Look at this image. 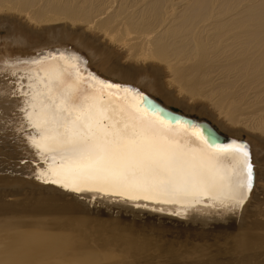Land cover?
Here are the masks:
<instances>
[{
  "label": "bare ground",
  "instance_id": "obj_1",
  "mask_svg": "<svg viewBox=\"0 0 264 264\" xmlns=\"http://www.w3.org/2000/svg\"><path fill=\"white\" fill-rule=\"evenodd\" d=\"M23 27L31 29L37 34L47 35L51 42L21 48L31 43L29 35L23 32ZM0 28L3 30V35H0V46H2L0 49V165L15 166L17 165L16 160L21 163L19 169L16 170V173H19L18 176L10 174L15 172L11 169H4L6 166L0 167V196L17 198L23 194L34 195L35 201L40 199L36 204L34 202L35 206L50 205V207L57 208L56 212L63 204H66V208H72L71 203L75 204L73 202L46 196L38 193L37 190L32 192L21 188L24 184H33L34 186L36 183L39 185L38 180H40L46 184V188L71 194L76 198L83 195L87 199L89 198L86 201L88 204L96 203L97 197H100L109 203L114 201L122 207L134 209L138 208L135 205L142 204L153 207L160 206L166 210L182 212L187 218H201L200 220H202L215 217L223 219L225 216L233 214L239 222L244 221L246 202L242 208L236 211H220L213 207L202 206L204 202L212 203L211 198L203 193L198 194L199 203H196L192 196L182 197L175 202L162 203L159 202L160 198L121 201L116 197L104 196L102 193L94 191L82 194V191L70 190L76 185L70 177L59 170L58 165L62 162L58 157L55 160L52 159L56 155L55 152L50 151L55 147L54 142L44 138L49 133L47 132L48 125L44 123L43 106L51 103L53 99H56L58 103L63 91L67 90L76 95L86 94L94 97L97 109L108 108L109 115L113 120L125 122L129 116H137L159 123L158 117L148 116L142 108H137L140 101L138 95L124 91V87L135 88L156 100L153 95L157 94L155 89V80L157 79L161 88L172 97L178 93L177 95L187 99L188 102L183 103L179 102V98L176 100L185 107H197L207 112L211 110V114L212 111L217 113L218 117H221L220 119L223 118L234 127L235 125L243 126L249 131L260 132L257 134L264 137V0H0ZM79 32L86 34L85 37H76ZM90 38L97 39L106 45L110 53L115 55L117 62L115 63L109 56L105 58L98 53L89 42ZM74 39H77L76 46L67 42ZM60 43H65V45ZM72 53L79 54L86 60V68L85 65H79V71L82 74H78L75 61L66 59V55ZM128 66L136 69V73L128 70ZM147 70L151 71V75H146ZM90 74H94L99 79H94ZM103 80L124 87H109L110 83H101ZM163 82L167 83L169 90L164 88L166 83L163 84ZM25 93L27 96L24 95ZM25 100H28L29 103L26 104ZM121 109L124 112H121ZM28 113L31 115H27ZM104 123H108V121H104ZM222 126L226 128L224 124ZM164 127L168 129V135L172 139L180 142H183L185 137L191 136L194 132V129H188L184 124L164 125ZM228 129L231 130V128ZM233 130L235 129L233 128ZM191 138L199 155H211L222 160L231 155V153H217L198 137L191 136ZM230 140L237 141L231 137ZM260 141L264 144L263 140ZM33 143L40 145V153L34 150ZM261 149L263 150V148ZM250 150L255 178L247 200L252 197L254 188L258 189V182H262L264 179V155L256 147L250 148ZM46 156L48 159L43 167L47 171H43L40 161H44ZM29 162L31 165L22 166ZM233 168L234 165L225 160L222 172L230 173ZM23 174L30 175V179L27 177H24L27 179H23ZM9 187H17L18 190L11 189V192H8L5 188ZM80 187L83 188L84 185H80ZM30 198L27 202L30 201ZM27 202L24 200L23 203ZM67 202L70 203V206ZM23 206L26 208L27 205ZM28 206L30 207L29 204ZM1 207L5 208V206ZM4 208L2 210H5ZM19 208H21L19 210L23 209L22 206ZM12 209L14 208L12 207ZM29 209L27 207L26 211ZM37 210L34 212L36 213ZM50 210L46 209V213L48 214ZM53 211L55 212V209ZM43 213L45 215V211ZM39 215H42L41 212ZM48 215L54 222L60 219L62 221V217L59 219L56 215V218L59 219L57 220L53 218L55 215ZM48 215L46 216L48 217ZM16 217L15 220L20 217L25 219L19 215ZM12 218L7 217V222L9 221L11 224ZM39 218L43 217L39 216ZM64 218L66 219V217ZM47 220L48 218L45 221L43 218L45 224ZM1 222L0 219V224ZM7 222L5 223L7 224ZM44 222L42 225L45 226ZM54 222L52 225H55ZM2 224L5 225L4 221ZM40 224L41 222H39V226ZM61 227L63 226L61 225ZM110 227L112 228V226ZM124 227L126 228V226ZM8 228L10 227L8 226ZM44 228L28 231V239L25 245L22 244V252L32 248L35 250L34 245L39 242L43 243L41 240L46 236ZM122 228L121 230H124ZM13 230L16 229L13 228ZM118 231L120 232V230ZM6 232L8 235V231ZM120 233L125 234L122 231ZM258 235L260 236V233ZM113 236V239L110 240H114ZM143 238L144 236L141 237V239ZM11 240L13 239L11 238ZM146 240L142 243H145ZM239 242H241L240 239ZM62 245L58 240L54 246L61 249ZM0 250L2 251V249ZM88 261L89 259L78 260L80 264H89Z\"/></svg>",
  "mask_w": 264,
  "mask_h": 264
},
{
  "label": "rangeland",
  "instance_id": "obj_2",
  "mask_svg": "<svg viewBox=\"0 0 264 264\" xmlns=\"http://www.w3.org/2000/svg\"><path fill=\"white\" fill-rule=\"evenodd\" d=\"M2 31L3 30L0 28V35H3ZM23 32L26 35H29V39L31 40V43L27 46H22L21 48H29L32 46H36V45L39 46L41 44L51 42L48 39L47 35L43 36L42 34H37L31 29L24 28ZM84 35L86 34L79 32L76 34V37H85ZM67 42L71 45L76 46L75 44L77 42V39H74L71 42L70 41H67ZM89 42L91 43L93 47H95L98 53H100L103 57L106 58L109 56L115 63L117 62V60L115 59V55H112L110 53V50L106 48V45L102 44L99 40L94 39V38H90ZM60 44L65 45V43H60ZM1 48L2 46H0V49ZM128 67H129L128 70L136 73V69H134L131 66H128ZM146 73H147L146 75H151V71L149 70H147ZM103 75H107V74H103ZM155 82H156L155 89H156L157 94L156 95L154 94L153 96L163 106L169 109H172L174 111L180 112L184 115L194 117L197 120L206 121L210 123L212 126H214L220 133L227 135L237 141H245L244 143L248 144V146L251 149L256 147L260 149L261 150L260 152H262V154L264 155V152H263L264 144L260 141V140H263L264 142V137H260L262 135L257 134L260 132L249 131L246 127H243V126L240 127V126L235 125L234 127L233 124L226 122V120L224 121L223 118L220 119L221 117H218L219 115H217V113L215 114V112L212 111V114H213L212 115L210 113L211 110H209L210 112H207L206 110L199 109L197 107H193V108L185 107L183 104H180L179 102H182V103L188 102L187 99L182 98L180 95H177L178 93L176 94L174 93L175 95L173 96L174 97L173 98L167 91H164L161 88L160 83L158 82L157 79L155 80ZM165 83L166 82H163V84ZM164 88L168 89L167 83L164 86ZM178 98H179V102H176ZM223 124L225 125L226 128H223L222 126ZM227 127L231 128V130L228 129ZM233 128L236 131L233 130ZM261 148H263V150ZM15 163H17V165L15 166L0 165V167L6 166L4 169H8V170L11 169L15 173H10V174H12L13 176H18L19 173H16V170L19 169V165H21V163L19 160H16ZM29 164L30 162L24 163L22 166L24 165L27 166ZM6 173H9V171H6ZM24 177H27L28 179H30V175L26 176L25 174H23L22 178L27 179ZM34 181H37V180H34ZM260 182H258V185H259L258 189L254 188L252 197H250L246 201L247 208H246V213H245L246 219L244 218L245 222L244 221L239 222L237 219H235V216L233 214L227 215L223 219L212 217V218H206V219L204 218L200 220L201 218H195V219L187 218V216L184 215L182 212L166 210L164 207H160V206L153 207L150 205L142 204V205H135L136 207H138L135 209L132 207H124V206L122 207L120 206L119 203H116L114 201L109 203L105 201L106 199H102L100 197H97L96 203L88 204L86 203V201H88L89 198L87 199L83 195H80L78 196V198H76L74 195L61 193V192L52 190L51 188H46L47 187L46 184L42 183V181L40 180H38L39 185L36 183H34L35 184L34 186L33 184H24L21 188L28 189L29 191H32V192L33 190H37L38 193L44 194L46 196H52L62 201H69L75 204L71 203V207L73 208V209L71 208L72 211L70 207L66 208L65 206L66 204H63L64 206L61 205L62 207L60 206V209L61 208H64V209L60 210L58 208L60 211L57 210L56 212L57 208L53 206L50 207V205H48L50 209L53 208L51 210L49 209L48 206L46 207H39L38 205L35 206L34 202L35 204L38 202V199H39L38 196H36L38 198V199L36 198L37 201H35L34 195L31 196V195L23 194L20 197L19 196L17 197L18 201H17V198L0 196V203L2 204V205L0 204V208H1L0 209V219L2 221L0 224V231H2L0 232V238H1L0 249H2V251L0 250V253H1L0 254V259H1L0 264H2V261L4 262L3 264H25V263L26 264L27 263L28 264H70V263L80 264L78 260L81 261V260H88V259H89L88 261L89 264H97V263L98 264H103V263L105 264H181V263L182 264H264V237H263L264 236L263 235L264 234V183H263L264 179H262L261 183ZM48 185H50V183H48ZM11 189L14 191L18 190L17 187L5 188V190L8 192H11ZM81 193L86 194L87 191H82ZM28 196H30L31 198ZM29 198H30V201L27 202ZM19 200L20 201L22 200L21 203ZM24 200L30 205L29 207L28 204L25 203L27 205L26 208L27 207L28 209L30 208L29 211L28 210L26 211V208H24L25 206H23L25 205L23 203ZM206 203L207 202H204L202 203L203 205L202 204L200 205L208 206L209 203L207 204ZM32 204L34 206V209H33V206H31ZM6 205L8 207L10 206L11 207L8 208ZM16 205L18 206V208ZM68 205L70 206V203H68ZM1 206H5V208L3 207L5 210H2L3 208ZM21 206L23 209L19 210L21 209L19 208ZM12 207L14 209H12ZM36 207L38 208V210H40L39 212H41L42 215H39V212ZM45 208L54 213L53 214L50 211L48 212V214H52V216L55 215V217L53 218H56V215L58 216L59 219L60 217H62V221L61 219L59 220L58 218H56L59 221L54 222L53 219H51L52 217L46 213L47 211ZM54 209H55V212L53 211ZM36 210L38 213L34 212ZM44 211H45V215L43 213ZM58 211L60 212V214ZM64 213H67V214L64 215ZM18 215L25 217V219L20 217L19 219L15 220V218H17L16 216ZM46 215H48V217ZM39 216L43 217L44 221L48 218V220L46 221V224L43 221V218H39ZM7 217L9 219L10 218L13 219V220L12 219L10 220L12 225L9 223V221L7 222L6 220ZM34 217L39 218V219H36V218L34 219ZM64 217H66V219ZM231 217L234 219H232ZM32 218L36 221H34ZM27 219L29 223L27 222ZM67 219H69L71 222ZM78 219H80V221H78ZM21 220L22 221L25 220V222L22 223ZM38 220H41V221H38ZM49 220L53 221L55 225H52L53 222L50 223ZM66 220L68 224L66 223ZM83 220H85L84 223H82ZM3 221L5 225L2 224ZM42 221L44 222L45 226L42 225L43 224ZM77 221H78V224H76ZM5 222H7V224ZM39 222H41L40 224L41 227L39 226ZM57 222H59L60 224ZM119 224L121 225L119 226ZM61 225L63 227H61ZM8 226L10 228L12 226V228L10 229L8 228ZM20 226L23 228H21ZM56 226H58L60 229ZM110 226H112V228ZM124 226H126V228ZM28 227H30L31 229L30 228L28 229ZM134 227L136 229L135 231L133 230ZM6 228L9 229L10 231L7 230ZM13 228L16 229L17 231L13 230ZM40 228H44L45 232L47 233V234L45 233L46 236H44L43 240H41L43 241V243L41 244L39 242L36 245H34L35 250L34 248H32L28 251L22 252L23 245H25V242H27V239H28L27 237L28 231H31V230L34 231L35 229H40ZM121 228L124 230H121ZM4 229L8 231V235ZM118 230H120V232L121 231L124 232L125 234L120 233ZM129 231H132L133 234L132 232H129ZM15 233L16 234L18 233V234L16 235ZM118 233L120 234L118 235ZM259 233H260V236L258 235ZM133 235L134 236L136 235L135 238ZM47 236L50 238H48ZM112 236L114 237V240H110V239H113ZM143 236L144 238L141 239V237ZM11 238L13 240H11ZM122 238L125 239V241H127L128 243L127 242L124 243L125 241H123ZM57 239L59 240L61 244H63L62 245L63 247H61V249H57L56 246H54L55 243L58 242ZM239 239L241 242H239ZM144 240H146L145 243H142V241L144 242ZM114 242L116 243V245ZM6 245L8 246L6 247ZM14 245H16L17 248ZM131 251H132V255H131ZM136 251L138 252L136 253ZM10 252L13 256L10 254ZM61 261H64L65 263H62Z\"/></svg>",
  "mask_w": 264,
  "mask_h": 264
},
{
  "label": "snow or ice",
  "instance_id": "obj_3",
  "mask_svg": "<svg viewBox=\"0 0 264 264\" xmlns=\"http://www.w3.org/2000/svg\"><path fill=\"white\" fill-rule=\"evenodd\" d=\"M66 59L75 61L78 74H82L79 65L86 68L82 56L72 53L67 54ZM124 91L138 95L137 108H142L148 116L158 117L159 123L137 116H129L125 122L113 120L108 108L97 109L94 97L67 90L58 103L53 99L43 106L49 133L44 138L54 142L55 147L50 151L56 155L52 159L58 157L62 162L59 170L76 185L70 190L94 191L121 201L160 198L162 203L188 196L199 203L198 194L203 193L212 200L208 206L217 210L233 212L243 207L255 178L247 144L218 142L213 130L188 123L187 128L194 129L191 136L200 138L217 153H231L224 160L199 155L191 136L180 142L172 139L164 127L184 124V121L165 115L146 93L127 87ZM32 147L40 153L39 144L33 143ZM47 159L46 156L40 161L43 171H47L43 167ZM225 160L234 165L230 173L222 172Z\"/></svg>",
  "mask_w": 264,
  "mask_h": 264
},
{
  "label": "water",
  "instance_id": "obj_4",
  "mask_svg": "<svg viewBox=\"0 0 264 264\" xmlns=\"http://www.w3.org/2000/svg\"><path fill=\"white\" fill-rule=\"evenodd\" d=\"M106 82H108V81H106ZM108 83H110V82H108ZM110 84L111 85H118V84H114V83H110ZM151 100H152V102H154L160 108V110L165 115L169 116L170 118H175L177 120L184 121L185 122L184 125H186V126H187L188 123H195V124H199L200 126L206 128V129H211V130L214 131L215 138H216V140L218 142H222V143H230V142H232L230 140V137L221 134L219 131H217L213 126H211L207 122H205V121H199V120H197L194 117H190V116L183 115V114H181L180 112H177V111H172V110L164 107L162 104H160L158 101L154 100L153 98H151ZM242 142H245V141H242Z\"/></svg>",
  "mask_w": 264,
  "mask_h": 264
}]
</instances>
